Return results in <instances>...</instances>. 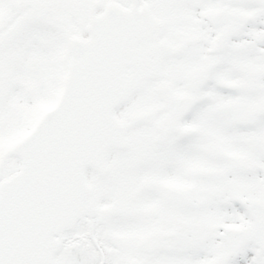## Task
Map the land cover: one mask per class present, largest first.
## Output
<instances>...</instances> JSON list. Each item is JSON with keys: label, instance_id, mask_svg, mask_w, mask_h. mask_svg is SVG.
<instances>
[{"label": "snow or ice", "instance_id": "obj_1", "mask_svg": "<svg viewBox=\"0 0 264 264\" xmlns=\"http://www.w3.org/2000/svg\"><path fill=\"white\" fill-rule=\"evenodd\" d=\"M0 264H264V0H0Z\"/></svg>", "mask_w": 264, "mask_h": 264}]
</instances>
